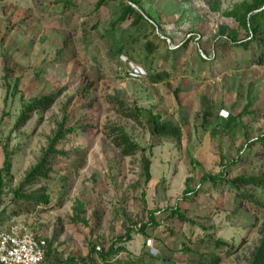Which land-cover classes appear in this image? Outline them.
<instances>
[{
	"label": "rangeland",
	"instance_id": "1",
	"mask_svg": "<svg viewBox=\"0 0 264 264\" xmlns=\"http://www.w3.org/2000/svg\"><path fill=\"white\" fill-rule=\"evenodd\" d=\"M98 1H0V173L5 155L11 164L0 182V231L24 223L47 240L52 260L83 257L92 242L107 247L130 235L128 253L152 254L158 264H194L209 253L220 264H248L264 224V187L203 177L264 173V158L232 164L264 134V66L232 41L246 37L244 5L254 0H139L134 7L151 19L142 26L113 24L129 0L94 10ZM146 36L157 46L153 53ZM132 66L167 74L156 82L130 74ZM55 93L49 109L16 127L25 104ZM121 103L140 107V120L122 116ZM152 114L176 124L180 136H151ZM60 124L74 129L57 144L66 154L52 157L50 179L22 187L46 185L50 203L23 212L15 190ZM108 124L146 149L148 181L141 152L121 155L104 134Z\"/></svg>",
	"mask_w": 264,
	"mask_h": 264
},
{
	"label": "trees",
	"instance_id": "2",
	"mask_svg": "<svg viewBox=\"0 0 264 264\" xmlns=\"http://www.w3.org/2000/svg\"><path fill=\"white\" fill-rule=\"evenodd\" d=\"M1 1V0H0ZM67 3H71V0H65ZM107 1L116 0H99L96 3L95 9L98 10ZM130 3L122 1V9L113 24L123 23L130 21L131 25L147 24V19L151 20L149 16L147 18L134 7L133 4H138L139 0H129ZM245 14L242 19V24L246 29V37L243 40L233 39V43L249 50L252 61L260 66H264V0H254L249 5H244ZM250 14V15H249ZM229 16L237 17L238 13L234 12L228 13ZM249 15V16H247ZM152 24L150 23V26ZM153 27V25H152ZM146 42L144 44L145 49L150 53L156 50V45L153 40H150L148 36L145 37ZM121 52H124L123 50ZM59 54V53H58ZM125 56V55H123ZM57 56L54 55L52 59H56ZM143 67V66H142ZM146 72L145 76L156 77V82L163 81L165 73L164 71L159 73L151 74L149 69L143 67ZM151 71V70H150ZM143 76V77H145ZM18 85V82L15 86ZM57 94H46L39 97L31 99L27 104H25L19 116L16 118V127L24 126L27 121L31 118L32 114L37 111H43L49 109L55 102ZM118 112L127 118L134 121H139L142 116V109L140 107L129 108L124 106L122 103L119 104ZM235 115H231L226 124L233 122L235 120ZM204 120H207V113L203 114ZM150 134L153 137L160 136H173L179 137L181 134L180 128L170 120H162L157 114H152L148 119ZM74 129H63L62 124L59 125L54 135L49 139L47 148L43 151L42 156L39 158L36 164H34L26 173L24 180L22 181L20 187L15 190L17 197H19L25 205L22 209L23 212L29 211V206L37 205H48L50 203V195L47 192L48 188L46 185H42L40 189L33 190L30 192H25L22 187L31 185L38 181H47L51 178V173L53 171L52 157L56 155H65L66 153L60 149H57L58 142L65 137V135ZM104 134L106 138L119 150L120 154L123 156H132L141 152V163L142 170L145 181H148L151 177L150 166L151 160L146 154V149L142 147L122 126L108 124L104 127ZM247 152L245 156H238V159L232 161V164L238 162L251 163L253 158H264V134L257 137L255 140L249 142L246 146ZM242 150V147L241 149ZM239 150V151H240ZM11 164L8 155H5L3 162V167L0 173V182L2 183V172L5 175L10 174ZM204 182H222L229 183L233 187L238 188L240 186H254V187H264V173L260 174H241L234 176L232 178L226 179L225 172L220 171L216 175H206L203 177ZM187 193L192 192L190 188L186 189ZM239 195L245 197L247 200L252 201L251 195H246L244 193H239ZM83 203L77 201V209L83 210ZM174 216H177L180 220L186 222H194L188 217L185 211L180 209H173ZM151 217L153 213L151 212ZM146 226V225H143ZM144 232L143 227L140 229ZM130 235L124 237L115 238L111 244L107 247H98L96 243H91L87 255L83 257H70L65 261H60L51 257V251L46 240V256L45 260L41 264H158L152 254L144 256L143 254L138 256H131L126 247L123 245L126 241L130 240ZM216 246L220 247L222 245H227L226 242L217 240ZM121 253H125L124 257L119 256ZM52 260V261H51ZM51 261V262H50ZM221 258L218 254L209 253L203 255L202 259H198L194 264H220ZM248 264H264V224L260 228V237L257 245L250 253Z\"/></svg>",
	"mask_w": 264,
	"mask_h": 264
},
{
	"label": "built area",
	"instance_id": "3",
	"mask_svg": "<svg viewBox=\"0 0 264 264\" xmlns=\"http://www.w3.org/2000/svg\"><path fill=\"white\" fill-rule=\"evenodd\" d=\"M130 74L146 75L141 66H132ZM46 256V240L24 223H14L0 231V264H41Z\"/></svg>",
	"mask_w": 264,
	"mask_h": 264
}]
</instances>
